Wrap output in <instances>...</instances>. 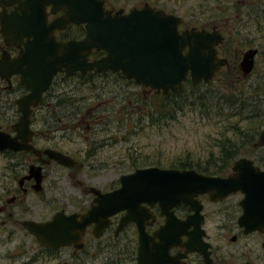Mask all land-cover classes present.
I'll return each mask as SVG.
<instances>
[{"label": "flooded vegetation", "instance_id": "af4514ba", "mask_svg": "<svg viewBox=\"0 0 264 264\" xmlns=\"http://www.w3.org/2000/svg\"><path fill=\"white\" fill-rule=\"evenodd\" d=\"M242 5L247 7L245 12L258 10L264 16V0L243 1ZM38 6L39 2L0 0V27L10 15L20 16L22 23L18 31H10L6 41L0 34V55L4 53L9 59L19 57L25 54L27 44L36 36L47 39L51 35L48 25L62 11L51 12V5L46 4L40 15ZM201 28L217 30L222 37L215 46V54L225 59L226 63L214 76L226 71L246 79L254 68L259 48L264 57V35L261 38L260 35L251 37V42L243 51L254 49L252 66L249 74L242 76L238 61L243 51H237L232 46L233 40L225 39L216 25L207 23L197 29ZM73 29L79 33L72 35ZM82 33L81 25L66 24L54 30L53 35L55 40L64 41L79 38ZM98 53L89 59L103 55ZM25 58L28 59L27 55ZM20 68L26 71L31 65L22 64ZM87 73H56L50 77L36 104L29 106V143L37 154L31 150L0 151L3 157L0 166V264H264V228L245 230L236 219L242 196L239 191L215 200L210 199L207 193L191 194L187 195L186 203L176 201L161 205L146 197L147 193L133 190L128 195L126 207L82 224L80 215L95 204V191L103 194L117 189L120 186L119 177L123 174L150 166L194 170L150 164L132 166V161L126 172L88 177L86 160L95 159L104 144L103 140L89 142L85 136L82 147L55 136L56 132L63 130L76 135L81 131L95 132L99 121L92 110L95 106L91 104L97 97L90 96L75 117L71 116L68 108L59 105L62 96L70 94L71 90L74 93L86 90L73 87L77 81H68V77ZM92 73L118 72L105 69ZM61 82L66 88H55ZM28 92L19 84V74H10L6 80L0 77L2 131L11 135L14 133L11 125L20 115L15 101ZM259 148H264V145ZM44 150L68 157L71 165L56 162L44 154ZM235 159L227 170L219 174L194 171L225 177L231 173L230 167ZM141 182L142 179H136L133 187L142 189L139 186ZM196 206L197 214L194 213ZM56 213L63 216L55 217ZM53 220L54 227L51 226ZM57 228L65 229L63 236H58Z\"/></svg>", "mask_w": 264, "mask_h": 264}, {"label": "water", "instance_id": "95a60500", "mask_svg": "<svg viewBox=\"0 0 264 264\" xmlns=\"http://www.w3.org/2000/svg\"><path fill=\"white\" fill-rule=\"evenodd\" d=\"M26 1L39 2L40 15L46 4L51 5V12L61 10L62 14L53 18L48 25L51 35L47 39L36 36L27 44L25 54L13 59L4 53L0 55V77L6 80L10 74H19V84L29 91L15 101L20 115L11 125L14 133L10 135L0 129V151L31 150L37 154V150L29 143V106L36 104L50 77L57 72L84 73L109 69L120 72L136 85L165 94L178 89L187 77L191 85L208 82L219 67L226 63L225 59L215 54V46L222 39L217 30L206 31L195 27L179 30V16L153 8L147 3L123 12L121 8L114 11L105 9L103 0ZM6 18L0 27V34L5 41L10 31L22 28L20 16L10 15ZM66 24L82 25V37L56 41L53 31ZM92 50L102 51L103 55L88 60ZM253 54L254 49L241 53L238 68L242 76L249 74ZM26 63L31 68L22 71L20 67ZM263 145L264 128H261L251 146L255 148ZM43 153L60 164L71 165L72 161L58 152L44 150ZM230 171L227 176L220 177L202 175L191 169L154 166L135 169L119 177L120 186L117 189L103 194L95 191V204L80 215L82 224L91 218L106 217L126 207L128 195L133 190L147 193L146 197L161 205L176 201L186 203L187 195L191 194L207 193L210 199L215 200L239 191L242 196L238 203V223L245 230L264 228V169L254 165L249 158L238 157L233 161ZM138 178L142 179L139 184L142 189L133 187ZM173 193L176 196H170ZM194 210L197 214V206ZM61 215L56 213L55 217ZM54 221H51L53 227ZM56 231L59 232L58 236H63L65 229L57 228Z\"/></svg>", "mask_w": 264, "mask_h": 264}, {"label": "rangeland", "instance_id": "374dc122", "mask_svg": "<svg viewBox=\"0 0 264 264\" xmlns=\"http://www.w3.org/2000/svg\"><path fill=\"white\" fill-rule=\"evenodd\" d=\"M104 1L108 8H122L124 11L131 7H140L146 2L154 8H160L167 13L179 16L181 18L179 29L191 26L198 28L207 23L214 24L220 28L225 39L233 40L232 46L237 51H243L251 42V37L260 35L261 38V35H264V16L258 10L245 12L247 7L242 3L249 0ZM258 52L254 68L246 78L245 84L252 87L257 85V90H260L262 78L264 77V57L261 56L262 49L259 48ZM109 81H112V77H109ZM61 87L66 88L64 82L55 86V88ZM107 88L101 89L99 91L100 96L91 104V106H95L92 110L98 116L99 121L94 133L89 131L83 133L81 131L76 135V133L71 134L66 130L55 133L56 137L66 139L72 143L75 142L78 146H82V140L85 136L89 142L90 140L95 142L100 139L103 140L104 144L98 150L99 153L95 159H89L88 162L86 160L88 165H86L85 170L88 172V177L99 174L114 176L116 173L126 172L130 169L132 161L141 164L139 159L143 157H148L149 161L160 157L162 160L158 163L161 166L165 163V159L173 158L171 161L174 162L175 157H183L186 153L192 156L204 155L208 142L216 135L218 130L216 123L219 118L209 117L210 120H203L197 113L192 111L178 112L174 121L158 123V125L150 124L141 130H137L141 106H137L133 102V96L138 97L142 102L145 99L143 103L145 104L152 99V91L134 85L132 82L122 83L120 81L115 86H108ZM123 106H126V113L121 111ZM135 107L140 108V110ZM144 122H146L145 119ZM238 156H245L252 160L258 158L264 160V148H257L253 151L246 150L245 153ZM2 160L3 157L0 156V166ZM78 174H80L79 171Z\"/></svg>", "mask_w": 264, "mask_h": 264}, {"label": "trees", "instance_id": "16d2710c", "mask_svg": "<svg viewBox=\"0 0 264 264\" xmlns=\"http://www.w3.org/2000/svg\"><path fill=\"white\" fill-rule=\"evenodd\" d=\"M77 33H79L77 29H73L71 32L72 35H77ZM98 54L94 52L92 57ZM109 77H112L111 82ZM67 80L77 81L73 87L86 88L78 93L71 90L70 94L63 95L59 102V105L68 108L71 116L74 117L90 96H100L101 89L115 86L119 81L122 83L131 82L124 79L120 73L93 74L92 72L85 75L69 76ZM245 81L246 79L237 74L221 71L206 83L199 82L191 85L186 80L173 92L161 94L152 91V99L145 104H143L145 99L142 102L141 99L133 96V102L137 106H141L137 130L150 124L158 125V123L174 121L178 112L192 111L203 120H207L209 117L219 118L216 123L218 125L216 135L208 142L204 155L192 156L186 153L183 157H175L174 162L171 161L173 158L165 159L163 165L192 168L207 174L222 173L227 170L232 160L238 155L245 153L246 150L253 151L259 148H252L251 144L258 131L264 127V78L260 90H257V85H253V87L246 85ZM125 107L123 106L121 111L126 113ZM135 108L140 110L138 107ZM139 160L141 164L133 161L132 166L144 164L160 166L158 162L162 159L156 157L153 159L154 161H149L148 157H143ZM253 162L259 168L264 169L263 159H253Z\"/></svg>", "mask_w": 264, "mask_h": 264}]
</instances>
